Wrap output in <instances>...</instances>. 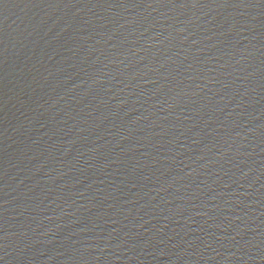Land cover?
Segmentation results:
<instances>
[{"label":"water","instance_id":"1","mask_svg":"<svg viewBox=\"0 0 264 264\" xmlns=\"http://www.w3.org/2000/svg\"><path fill=\"white\" fill-rule=\"evenodd\" d=\"M0 264H264V0H0Z\"/></svg>","mask_w":264,"mask_h":264}]
</instances>
